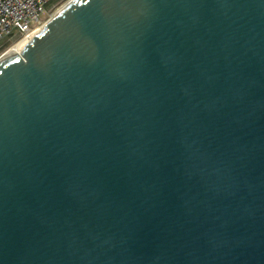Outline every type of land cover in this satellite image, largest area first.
Listing matches in <instances>:
<instances>
[{"label": "water", "instance_id": "1", "mask_svg": "<svg viewBox=\"0 0 264 264\" xmlns=\"http://www.w3.org/2000/svg\"><path fill=\"white\" fill-rule=\"evenodd\" d=\"M0 264H264V0H73L0 59Z\"/></svg>", "mask_w": 264, "mask_h": 264}, {"label": "built area", "instance_id": "2", "mask_svg": "<svg viewBox=\"0 0 264 264\" xmlns=\"http://www.w3.org/2000/svg\"><path fill=\"white\" fill-rule=\"evenodd\" d=\"M53 0H0V44L31 39L51 18Z\"/></svg>", "mask_w": 264, "mask_h": 264}, {"label": "rangeland", "instance_id": "3", "mask_svg": "<svg viewBox=\"0 0 264 264\" xmlns=\"http://www.w3.org/2000/svg\"><path fill=\"white\" fill-rule=\"evenodd\" d=\"M69 2H70V0H53L50 3V6L52 4H54V8L52 9L51 14L54 15L56 12H58L60 10V8H63ZM12 45H13V43H7L6 44V42H2L0 44V59L4 56V54L7 52V50L9 48H11Z\"/></svg>", "mask_w": 264, "mask_h": 264}, {"label": "bare ground", "instance_id": "4", "mask_svg": "<svg viewBox=\"0 0 264 264\" xmlns=\"http://www.w3.org/2000/svg\"><path fill=\"white\" fill-rule=\"evenodd\" d=\"M71 1H73V0H70V2ZM69 2V3H70ZM67 5V4H66ZM62 8H60V10H61ZM59 10V11H60ZM57 13V12H56ZM29 41V39H24V40H21V41H19V42H17L16 44H14V45H12L11 46V48H9L8 50H7V52L4 54V56L3 57H5V56H7V55H9V54H11V53H13L14 51L17 53V54H19L20 52H21V50H22V48L26 45V43ZM2 57V58H3ZM1 58V59H2Z\"/></svg>", "mask_w": 264, "mask_h": 264}]
</instances>
